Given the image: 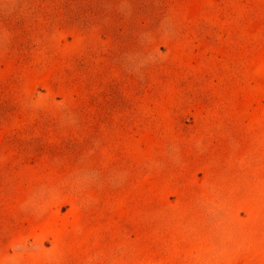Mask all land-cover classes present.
I'll use <instances>...</instances> for the list:
<instances>
[{"label":"rangeland","instance_id":"rangeland-1","mask_svg":"<svg viewBox=\"0 0 264 264\" xmlns=\"http://www.w3.org/2000/svg\"><path fill=\"white\" fill-rule=\"evenodd\" d=\"M0 264H264V0H0Z\"/></svg>","mask_w":264,"mask_h":264}]
</instances>
